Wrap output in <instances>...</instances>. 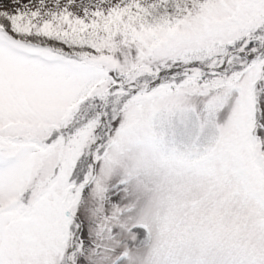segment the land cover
Masks as SVG:
<instances>
[{
  "label": "snow or ice",
  "instance_id": "1",
  "mask_svg": "<svg viewBox=\"0 0 264 264\" xmlns=\"http://www.w3.org/2000/svg\"><path fill=\"white\" fill-rule=\"evenodd\" d=\"M0 264H264V0H0Z\"/></svg>",
  "mask_w": 264,
  "mask_h": 264
}]
</instances>
